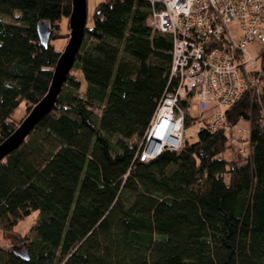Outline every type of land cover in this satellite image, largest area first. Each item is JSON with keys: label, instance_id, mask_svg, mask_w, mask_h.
Returning a JSON list of instances; mask_svg holds the SVG:
<instances>
[{"label": "trees", "instance_id": "obj_1", "mask_svg": "<svg viewBox=\"0 0 264 264\" xmlns=\"http://www.w3.org/2000/svg\"><path fill=\"white\" fill-rule=\"evenodd\" d=\"M0 3L33 18L0 19L1 141L18 102L26 112L45 92L58 55L38 42L34 22L66 36L57 22L70 0ZM149 9L147 0L94 4L70 67L78 77L67 74L53 108L0 161V231L9 239L0 264H264V49L252 70L259 91L224 110L231 124L247 121L248 155L224 157L229 135L199 114L194 140L140 158L156 104L176 83L170 37L146 24ZM191 120L184 113L183 126ZM34 209L27 232H14ZM19 238L26 260L11 251Z\"/></svg>", "mask_w": 264, "mask_h": 264}, {"label": "built area", "instance_id": "obj_2", "mask_svg": "<svg viewBox=\"0 0 264 264\" xmlns=\"http://www.w3.org/2000/svg\"><path fill=\"white\" fill-rule=\"evenodd\" d=\"M146 24L170 37L169 76L175 85L165 90L145 128L140 158H150L164 148L176 149L182 139L184 113L191 98L196 115L207 116L210 131L235 124L224 117L225 108L243 91H259L260 78L248 65L254 57L246 51L253 39L264 43V0H147ZM185 102L186 110L181 106ZM259 120L264 123L263 113ZM165 118L167 123L161 124ZM176 138L171 143V127ZM247 142V139H245Z\"/></svg>", "mask_w": 264, "mask_h": 264}, {"label": "water", "instance_id": "obj_3", "mask_svg": "<svg viewBox=\"0 0 264 264\" xmlns=\"http://www.w3.org/2000/svg\"><path fill=\"white\" fill-rule=\"evenodd\" d=\"M86 20V0H70L66 16V39L58 51L51 70L45 92L28 108L12 131L0 141V161L11 150L18 147L28 136L34 125L56 104L59 92L66 80L74 55L81 42ZM38 42L46 45L56 34L55 28L47 19L38 18L34 22ZM21 239L11 245V251L21 259H28L26 249L21 248Z\"/></svg>", "mask_w": 264, "mask_h": 264}, {"label": "rangeland", "instance_id": "obj_4", "mask_svg": "<svg viewBox=\"0 0 264 264\" xmlns=\"http://www.w3.org/2000/svg\"><path fill=\"white\" fill-rule=\"evenodd\" d=\"M99 0H86V24L91 23V13L93 6L96 2ZM0 19L13 22V23H20L24 24L27 21H31L33 18L30 14V11L26 7L21 6H15L12 7L9 3H0ZM58 28L57 32L59 34H65L67 31L66 28V17H61L58 20ZM260 28L264 31V23L260 25ZM66 36L59 35L55 36L53 38H50L49 41L54 46L55 49L59 50L63 46L65 42ZM264 49V43H261L258 41V39H253L252 42H250L246 46V51L254 57V60L248 65V68L250 70L258 69L259 68V57L258 53ZM68 73H72L73 75L76 74L78 77L77 70L71 68L69 69ZM82 80V78H81ZM82 85V84H81ZM197 100L196 96H193L191 98L192 104L190 105V113L189 116L192 118L190 123L187 125H184L182 128V142H191L196 137V131L198 127L200 126L201 122L199 120H195L196 116V106L194 102ZM25 114L24 111V101L21 100L18 102V104L14 107L11 115V119L17 122L21 117ZM236 127H238V132H234L233 127L231 126L227 129H225L226 133L229 135V141H228V147L221 153L224 157L228 158H241L246 155H248L249 149H248V143L245 141L247 134H248V125L246 120H238L237 123H235ZM247 147V149H246ZM37 219V211L30 210L29 213L25 214L23 217L16 220L12 226L11 229L14 232H18L19 234H24L27 232L29 226ZM9 239L8 237H5L2 232L0 231V245L8 248Z\"/></svg>", "mask_w": 264, "mask_h": 264}, {"label": "bare ground", "instance_id": "obj_5", "mask_svg": "<svg viewBox=\"0 0 264 264\" xmlns=\"http://www.w3.org/2000/svg\"><path fill=\"white\" fill-rule=\"evenodd\" d=\"M163 123H167V120L165 119V118H162L161 119V124H163ZM176 132H175V128H174V126H172L171 127V135H169V137H171V138H168V140L171 142V143H175L177 140H176V138L174 137V136H172V134H175ZM246 149H247V147H246Z\"/></svg>", "mask_w": 264, "mask_h": 264}]
</instances>
